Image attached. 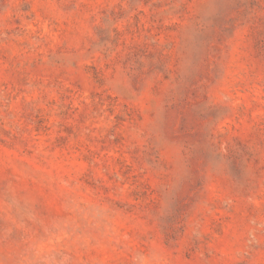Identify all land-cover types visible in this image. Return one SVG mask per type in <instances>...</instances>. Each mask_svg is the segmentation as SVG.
Segmentation results:
<instances>
[{"label":"rangeland","instance_id":"rangeland-1","mask_svg":"<svg viewBox=\"0 0 264 264\" xmlns=\"http://www.w3.org/2000/svg\"><path fill=\"white\" fill-rule=\"evenodd\" d=\"M0 264H264V0H0Z\"/></svg>","mask_w":264,"mask_h":264}]
</instances>
